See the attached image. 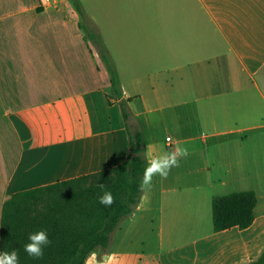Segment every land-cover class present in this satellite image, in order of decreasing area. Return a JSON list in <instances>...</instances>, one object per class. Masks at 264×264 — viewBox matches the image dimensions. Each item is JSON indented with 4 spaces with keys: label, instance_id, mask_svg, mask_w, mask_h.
I'll list each match as a JSON object with an SVG mask.
<instances>
[{
    "label": "crops",
    "instance_id": "crops-1",
    "mask_svg": "<svg viewBox=\"0 0 264 264\" xmlns=\"http://www.w3.org/2000/svg\"><path fill=\"white\" fill-rule=\"evenodd\" d=\"M66 1L46 8L39 0H0V117L18 145L1 206L14 193L124 162V103L146 161L177 144L189 154L167 179L153 177L100 250L103 263L258 258L264 251V0H73L84 3L83 23L60 7ZM85 30L101 38L121 97L113 95ZM224 147L231 155L221 158L214 150ZM239 191L256 194L252 224L213 231L212 199Z\"/></svg>",
    "mask_w": 264,
    "mask_h": 264
},
{
    "label": "trees",
    "instance_id": "trees-1",
    "mask_svg": "<svg viewBox=\"0 0 264 264\" xmlns=\"http://www.w3.org/2000/svg\"><path fill=\"white\" fill-rule=\"evenodd\" d=\"M79 13L81 12L78 8ZM85 36L96 43L109 75L112 93L122 95L119 78L101 38L85 30ZM128 139V156L121 164L70 180L20 191L10 195L0 212V252L19 253V264H85L87 256L105 250L120 222L138 206L142 191L139 184L147 161L142 135L128 123L129 113L121 104ZM111 191L115 202L105 207L98 202L102 194L98 184ZM257 203L253 191L232 192L211 201L213 231L232 227L246 229L254 220ZM44 229L52 244L42 259L24 252L30 233ZM247 264H264V251Z\"/></svg>",
    "mask_w": 264,
    "mask_h": 264
},
{
    "label": "clouds",
    "instance_id": "clouds-1",
    "mask_svg": "<svg viewBox=\"0 0 264 264\" xmlns=\"http://www.w3.org/2000/svg\"><path fill=\"white\" fill-rule=\"evenodd\" d=\"M188 154L187 148L177 144L171 151L152 156L148 159L147 165L144 168L138 190L142 192L149 190L153 177L155 176H159L161 179H167L171 170L179 167L180 160L187 157ZM98 188L102 193L98 197V202L105 207H110L115 202L113 194L106 189V185L103 183L98 184ZM51 244L52 241L47 231L41 229L29 234L28 242L24 245L23 250L29 257L38 260L43 258L45 248ZM19 261V253L16 250L0 252V264H19Z\"/></svg>",
    "mask_w": 264,
    "mask_h": 264
},
{
    "label": "rangeland",
    "instance_id": "rangeland-1",
    "mask_svg": "<svg viewBox=\"0 0 264 264\" xmlns=\"http://www.w3.org/2000/svg\"><path fill=\"white\" fill-rule=\"evenodd\" d=\"M81 3L79 4L78 1L71 0V1H66L65 4L61 3L60 7L67 6L69 11L75 13L77 20L83 23L86 20V18L81 8L84 7V3L83 2ZM90 5L88 6V9L89 8L95 9L93 13L98 15L99 13V9H97L98 6L96 5L90 6ZM76 6L80 7L79 9L81 11L80 13L77 9L75 10ZM214 152L218 153L217 156L223 158V156L225 157L231 155V148L225 149L224 147L218 149L217 151L214 150ZM17 153H18V145L15 142V139L13 138V135L11 134L7 124L0 117V208H1V203L3 201L4 185L10 173V170L13 167ZM226 153L229 154L227 155ZM100 254H101L100 250L94 251L91 254V256L87 259L86 264H104L103 261L100 259ZM94 256H97L95 257V260H93Z\"/></svg>",
    "mask_w": 264,
    "mask_h": 264
},
{
    "label": "built area",
    "instance_id": "built-area-1",
    "mask_svg": "<svg viewBox=\"0 0 264 264\" xmlns=\"http://www.w3.org/2000/svg\"><path fill=\"white\" fill-rule=\"evenodd\" d=\"M39 6L50 8L56 6V2L55 0H39ZM166 140L169 141V138H167Z\"/></svg>",
    "mask_w": 264,
    "mask_h": 264
}]
</instances>
